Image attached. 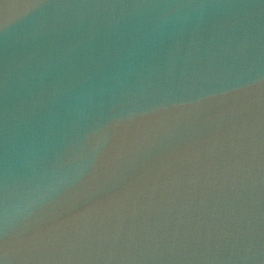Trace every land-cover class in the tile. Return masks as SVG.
<instances>
[{
    "label": "water",
    "instance_id": "1",
    "mask_svg": "<svg viewBox=\"0 0 264 264\" xmlns=\"http://www.w3.org/2000/svg\"><path fill=\"white\" fill-rule=\"evenodd\" d=\"M0 264H264V0H0Z\"/></svg>",
    "mask_w": 264,
    "mask_h": 264
}]
</instances>
